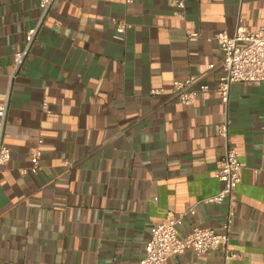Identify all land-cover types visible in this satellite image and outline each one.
Here are the masks:
<instances>
[{
	"label": "crops",
	"instance_id": "0c3cea01",
	"mask_svg": "<svg viewBox=\"0 0 264 264\" xmlns=\"http://www.w3.org/2000/svg\"><path fill=\"white\" fill-rule=\"evenodd\" d=\"M185 4L179 14L173 0H55L11 79L42 10L39 0H0L12 152L0 166V264H139L169 214L184 215L182 238L194 226L221 231L230 203L207 200L224 188L228 142L244 167L229 243L239 257L187 250L170 264H264V82L234 83L228 104L216 89L218 36L260 29L264 0ZM192 76L193 89H209L186 105L173 89Z\"/></svg>",
	"mask_w": 264,
	"mask_h": 264
},
{
	"label": "built area",
	"instance_id": "2783aa9c",
	"mask_svg": "<svg viewBox=\"0 0 264 264\" xmlns=\"http://www.w3.org/2000/svg\"><path fill=\"white\" fill-rule=\"evenodd\" d=\"M128 4L134 0H126ZM55 0H39L42 15L35 27L30 29L26 35V45L22 52L17 54L14 71L11 79L24 62L30 48L38 34L45 18L50 11ZM173 4L179 9L178 13L182 14L185 10V0H173ZM126 30V23L118 27L119 36ZM223 58L221 66L223 75L217 84L223 103L228 104L231 87L234 83L241 82L245 84H255L264 82V24L255 31L240 25L234 36L220 34L218 36ZM197 77L192 76L185 81L177 82L174 86L173 93L180 98L181 102L186 105H193L198 97L199 92L207 91L209 86L200 85L199 88L193 89ZM164 88H155L152 94H164ZM10 92L3 94V102L0 105V166L7 165L12 159L11 149L5 145V128L7 126V112L9 108ZM48 109V104H44ZM220 134L229 140V123L225 121L220 125ZM41 149L35 148L31 152L33 166L31 171L37 172L40 169ZM243 164L240 162L238 153L235 148L228 142L227 153L220 160L217 175L224 182L222 191L209 198L207 201L223 203L229 201L230 211L226 221L223 223L222 230L216 231L211 227L194 226L193 229L185 236L180 237L178 225L182 223L183 216L176 217L169 214L166 218L156 222L151 237L145 245V256L139 264H170V259L175 255H182L187 250H193L197 255L210 254L213 252L223 251L227 259L239 257V253L229 247L231 230L233 223V208L236 204L237 186L242 181ZM196 209L190 206L185 214H195Z\"/></svg>",
	"mask_w": 264,
	"mask_h": 264
}]
</instances>
